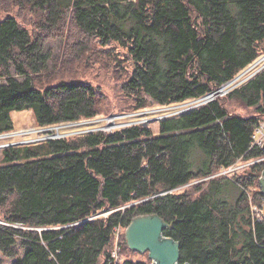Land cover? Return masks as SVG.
Instances as JSON below:
<instances>
[{
	"label": "trees",
	"instance_id": "16d2710c",
	"mask_svg": "<svg viewBox=\"0 0 264 264\" xmlns=\"http://www.w3.org/2000/svg\"><path fill=\"white\" fill-rule=\"evenodd\" d=\"M26 4L44 29L69 13L87 39L126 48L132 70L122 89L135 109L204 96L264 54V0H0V133L15 129L14 111L52 125L95 117L105 97L84 79L37 85L53 56L46 35L9 13ZM228 97L254 113H232L224 96L147 124L5 148L0 264H115V229L121 255L139 215L171 225L163 233L180 243V264H264V218H254L246 186L264 161L205 179L264 156L251 146L264 68Z\"/></svg>",
	"mask_w": 264,
	"mask_h": 264
},
{
	"label": "rangeland",
	"instance_id": "374dc122",
	"mask_svg": "<svg viewBox=\"0 0 264 264\" xmlns=\"http://www.w3.org/2000/svg\"><path fill=\"white\" fill-rule=\"evenodd\" d=\"M18 17V20L27 27L34 35H46L45 49L52 54V59L49 63L48 69L36 77L37 85L39 87L47 86L48 84L56 83L63 79H84L90 81L94 85L101 87L104 93V98L100 103L101 113L92 118H81L75 121L76 124L72 125L69 122L58 123L49 133H42L38 131L42 126L36 122L35 114L31 109L14 111L12 117L15 121V129L0 133V164L3 157V150L10 146L28 145L38 142H43L51 139L52 137L46 136L47 134L53 135L57 131L60 133L55 136L58 137H76L93 131L111 132L123 129L132 124H147L166 116L177 115L183 110H190L189 100L178 103H171L165 105L152 104L145 108L135 109L132 107L133 99L125 95L122 84L127 76L131 73L132 63L130 62L127 54L128 50L118 43L112 42L108 45H102L99 42L91 41L84 36V33L78 29L71 19V14H66L58 23L47 24L46 29L44 23L41 21V13L33 9L31 5H25L23 8L20 6H12L9 11ZM6 15V13H3ZM80 42L85 44V48L81 50ZM79 53V54H78ZM123 61V62H122ZM260 62V63H259ZM119 63L124 66H119ZM255 63V64H254ZM254 66L252 67V65ZM264 54L262 53L256 61L247 66L248 72L245 69L239 71L230 82L222 89L225 90L224 101L232 113H237L242 116H249L254 113L253 107L243 105L239 100L230 99L229 93L247 82L255 76L261 69L264 68ZM263 66V67H262ZM126 69H125V68ZM251 73V74H250ZM248 76V77H247ZM237 82V83H236ZM232 83V84H231ZM228 85V86H227ZM73 123V122H72ZM157 127V125H153ZM70 128V131L68 130ZM59 129V130H58ZM31 132L21 135L19 132ZM70 133V134H68ZM3 134V135H2ZM240 164V165H238ZM227 174H219L216 172L205 179L233 174L237 170H242L248 166V163H238ZM204 179H199V182ZM259 179L252 184L248 183L247 190L250 192L251 209L255 204L253 200V192L260 190ZM184 187V186H183ZM182 186L179 187L183 188ZM188 188V187H187ZM192 191V187L188 188ZM197 194V193H195ZM264 205V197L262 203ZM109 212H104L102 215H107ZM4 209H0V222L3 221ZM120 249H121V245ZM127 258L134 260L149 259L152 264V258H149V252L131 251L128 247L120 255L118 262Z\"/></svg>",
	"mask_w": 264,
	"mask_h": 264
},
{
	"label": "water",
	"instance_id": "95a60500",
	"mask_svg": "<svg viewBox=\"0 0 264 264\" xmlns=\"http://www.w3.org/2000/svg\"><path fill=\"white\" fill-rule=\"evenodd\" d=\"M211 94V93H210ZM188 110H183L182 113ZM158 120V119H154ZM264 151V143L261 146ZM264 195V171L260 177ZM264 218V205L262 208ZM171 227L158 215H139L132 219L126 228V239L131 250L149 252L152 264H180V243L164 235V230ZM184 264H191L186 262Z\"/></svg>",
	"mask_w": 264,
	"mask_h": 264
},
{
	"label": "built area",
	"instance_id": "2783aa9c",
	"mask_svg": "<svg viewBox=\"0 0 264 264\" xmlns=\"http://www.w3.org/2000/svg\"><path fill=\"white\" fill-rule=\"evenodd\" d=\"M254 64L252 65V67L254 66ZM247 70H248V68H246L244 71H247ZM230 81L231 80H229L228 82H230ZM228 82H226V83H228ZM226 83H224L223 85H221L217 89L209 92L208 94H206L204 96L196 97V98H193V99H189V107L190 108H195V107L207 104L209 101H212V100H214V99H216L218 97H224L225 94H222V93H224L225 90H223L222 88L226 86ZM65 122H69V124H72V125L76 124V122L74 120L65 121ZM54 125H56V124L44 125L38 131H40V132L43 131L42 133H49L51 130H53V128H55ZM68 130L70 131V128H68ZM25 133H31V132H28V131L27 132H19V134H16V135H21V134H25ZM59 133L60 132L57 131L56 134H53V135L47 134L46 136L52 137L51 139H61V138H63V137L55 138V136L57 134H59ZM68 134H70V133H68ZM263 143H264V116H262L260 119H258L257 123L254 125L253 132H252V137H251V146L252 147H260L261 148ZM257 161H264V156L258 158L257 160H253V161L249 162L248 164H251V163L257 162ZM235 166H232V167H230L228 169H223L224 171H221V173H219V174H227ZM261 176H263V172H262ZM260 177H259V181H258L259 185H260ZM252 213H253L254 218H259V219L262 218L263 217V215H262V205H260V204L255 202V204L252 206ZM121 231H122L121 227H117L115 229V246H114V249L112 251V256L114 258L115 264H118L119 251H120V246L119 245H120V233H121Z\"/></svg>",
	"mask_w": 264,
	"mask_h": 264
},
{
	"label": "bare ground",
	"instance_id": "6f19581e",
	"mask_svg": "<svg viewBox=\"0 0 264 264\" xmlns=\"http://www.w3.org/2000/svg\"><path fill=\"white\" fill-rule=\"evenodd\" d=\"M250 74H251V73H250ZM247 77H248V76H247ZM236 83H237V82H236ZM231 84H232V83H231ZM227 86H228V85H227ZM58 130H59V129H58ZM2 135H3V134H2ZM0 136H1V135H0ZM5 136H6V135H5ZM5 136H1V137H5ZM1 137H0V138H1Z\"/></svg>",
	"mask_w": 264,
	"mask_h": 264
}]
</instances>
